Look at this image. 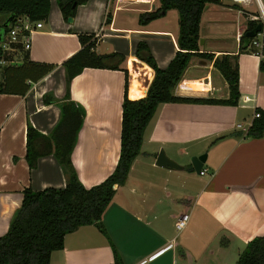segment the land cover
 Wrapping results in <instances>:
<instances>
[{
	"label": "crops",
	"instance_id": "obj_1",
	"mask_svg": "<svg viewBox=\"0 0 264 264\" xmlns=\"http://www.w3.org/2000/svg\"><path fill=\"white\" fill-rule=\"evenodd\" d=\"M159 4V0H86L68 21L57 1L50 0L48 16L32 34L30 46L26 48L18 35L5 48L12 60L31 59L54 67L31 81L24 93H0V235L20 206L24 187L65 185L66 176L52 152L40 155L33 167L28 165L26 131L31 125L48 135L58 121V103H46L43 96L64 97L62 61L81 48L78 33L98 36V52L124 53L127 96H144L154 70L136 57L137 41L147 42L161 67L178 49V18L177 24L167 20L172 8L144 24L138 22L140 12ZM240 11L212 4L205 33L199 28L201 50L237 54V103H159L145 127L140 153L125 181L115 184L102 213L107 234L92 223L78 226L65 234L62 248L51 252L49 264H109L113 261L109 239L124 264H236L246 242L264 234V134H244L257 108H264V70L259 67L264 55L254 44L240 48L247 20L238 16ZM129 13L132 24L127 21ZM3 19L0 14V23ZM226 23L228 35L223 34ZM5 63L1 61L2 67ZM0 74L2 79V69ZM125 79L123 69L102 67H85L70 79V98L84 109L70 157L85 186L103 180L116 165ZM174 91L185 96L229 94L222 73L211 60L199 56L191 58ZM160 149L184 167L156 164ZM202 153L206 158L200 170L205 171L200 173L190 156ZM182 213H188L186 224L176 229L174 222Z\"/></svg>",
	"mask_w": 264,
	"mask_h": 264
},
{
	"label": "trees",
	"instance_id": "obj_2",
	"mask_svg": "<svg viewBox=\"0 0 264 264\" xmlns=\"http://www.w3.org/2000/svg\"><path fill=\"white\" fill-rule=\"evenodd\" d=\"M62 16L67 19L74 16L78 4L86 0H56ZM208 1L221 0H159L160 4L152 10L139 13L138 22L144 24L155 19L170 8L178 11V49L166 66H159L144 40L137 41L135 55L149 64L154 75L148 84L144 96L129 98L126 93L127 69L123 66L125 54L119 51L98 52L95 44L98 36L93 32H80L78 38L81 48L62 61L65 70L66 91L58 100L44 94V101L56 102L60 116L52 130L45 135L31 125L27 127L28 165L33 167L40 155L52 152L59 161L66 176L62 187L47 186L33 189L30 186L22 190V200L11 218L8 229L0 235V264H49L53 250L64 245V236L80 225L95 224L107 234L101 216L115 192V184L123 183L127 177L133 159L140 153L143 133L156 107L161 102H202L236 104L239 96L237 54L201 50L199 28L202 12ZM231 7L241 9L238 3ZM50 10V0H0V14L3 22L10 17L9 23H0V68L3 65V78L0 79V93H24L31 81H36L53 67V63L38 62L31 59L21 64H12L2 41L8 38L10 28L21 16L31 20L46 19ZM256 14V13H254ZM258 18H248L244 30L256 25ZM110 21L106 17L105 23ZM264 30V23H263ZM244 31L240 35V48ZM12 44V42H9ZM20 45V44H19ZM248 47V46H247ZM245 47L244 49H246ZM193 56L211 60L228 83L227 97L185 96L174 91L182 79L186 67ZM85 67L123 69L126 74L125 94L121 107L120 152L112 172L103 180L85 186L78 178L72 164L70 153L81 126L84 109L70 98V79ZM259 67L264 70V58ZM27 80L29 82H27ZM259 116L254 117L245 130V135L254 137L264 134V108H257ZM113 251V261L109 264H124L118 250L109 239ZM236 264H264V234L251 237L238 253Z\"/></svg>",
	"mask_w": 264,
	"mask_h": 264
},
{
	"label": "built area",
	"instance_id": "obj_3",
	"mask_svg": "<svg viewBox=\"0 0 264 264\" xmlns=\"http://www.w3.org/2000/svg\"><path fill=\"white\" fill-rule=\"evenodd\" d=\"M232 1L233 2H245L247 0H232ZM42 21L43 19L31 20L28 17L21 18V19L18 18L17 22L10 28L8 32V38L2 41V47L3 48L8 47L9 42L17 40L18 35H21V39L24 42V46L28 48L30 46L32 34L42 26L43 24ZM250 44L259 46L262 50V39L260 40V39H257L256 37H253L250 41ZM254 115L259 116V111L257 110L254 113ZM237 126L241 127V124L238 123ZM204 171L205 169H201L200 173H203ZM187 218H188V213L180 214L174 222V226L176 227V229L183 228L186 224Z\"/></svg>",
	"mask_w": 264,
	"mask_h": 264
},
{
	"label": "rangeland",
	"instance_id": "obj_4",
	"mask_svg": "<svg viewBox=\"0 0 264 264\" xmlns=\"http://www.w3.org/2000/svg\"><path fill=\"white\" fill-rule=\"evenodd\" d=\"M261 1L263 3V6H264V0H261ZM231 2H232L231 0H221L220 2L208 1L206 3V6H205L203 13H202V18L200 21V32L205 33V20H206L207 15H208V9L210 8V6H212V4L217 3V4L231 6ZM238 5L241 7V11H242V12L240 11L238 13V16H240V17L245 16V19L258 18L259 20H263V14H262V11L260 9V6L258 5L257 0H247L245 2H238ZM172 10L173 11H171L170 14L168 15L167 20H168V22H171V24H172V21L174 20V22L177 24L176 19L178 18V11L175 8H172ZM172 12L175 14V16L173 15ZM232 12H233V14H235V12L237 13L236 10H233ZM254 13H256V14H254ZM126 17H127V21L132 24L133 23L132 13H129V15ZM228 22L231 23L230 20H228ZM224 29L225 30L223 31V34L228 35L230 25H228V23H226L224 25ZM220 33H222V31H220ZM263 34H264V30L262 32L258 33L255 37L257 39L261 40L263 37ZM102 47L104 48V46H102ZM0 69L3 70V67H1ZM0 79H1V74H0ZM191 157L192 156H190V161H191Z\"/></svg>",
	"mask_w": 264,
	"mask_h": 264
},
{
	"label": "water",
	"instance_id": "obj_5",
	"mask_svg": "<svg viewBox=\"0 0 264 264\" xmlns=\"http://www.w3.org/2000/svg\"><path fill=\"white\" fill-rule=\"evenodd\" d=\"M258 2V5L261 6L262 5V8L264 10V6H263V3L261 0H257ZM72 16H69L67 18L68 21H72ZM9 20H10V17H8L4 22H3V25H7L9 23ZM263 23H264V17H263V20H258L256 25L253 26L252 28H249V29H246L244 30V37H243V41H242V44L241 46L243 48L247 47L249 44H250V41L253 37H255L258 33L262 32L263 31ZM199 43H203V39L200 38L199 39ZM262 53L264 55V35H263V38H262ZM12 64H20L21 61H18V60H12L11 61ZM206 158V153H202V154H198V155H193L191 157V164L193 166V168L196 170V171H199L204 160ZM156 164L158 165H162V166H169V167H172V168H182L184 167L182 164H179L178 162H176L174 159L170 158L163 149H160L157 153V156H156V160H155Z\"/></svg>",
	"mask_w": 264,
	"mask_h": 264
},
{
	"label": "bare ground",
	"instance_id": "obj_6",
	"mask_svg": "<svg viewBox=\"0 0 264 264\" xmlns=\"http://www.w3.org/2000/svg\"><path fill=\"white\" fill-rule=\"evenodd\" d=\"M260 9H261L262 14H263V17H264V10H263V8H262V5L260 6Z\"/></svg>",
	"mask_w": 264,
	"mask_h": 264
}]
</instances>
